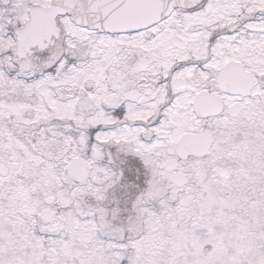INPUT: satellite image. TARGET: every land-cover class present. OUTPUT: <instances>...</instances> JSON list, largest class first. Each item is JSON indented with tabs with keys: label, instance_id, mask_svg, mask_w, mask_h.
<instances>
[{
	"label": "snow or ice",
	"instance_id": "6c2138e0",
	"mask_svg": "<svg viewBox=\"0 0 264 264\" xmlns=\"http://www.w3.org/2000/svg\"><path fill=\"white\" fill-rule=\"evenodd\" d=\"M0 264H264V0H0Z\"/></svg>",
	"mask_w": 264,
	"mask_h": 264
}]
</instances>
